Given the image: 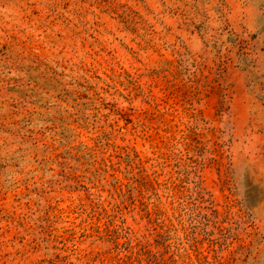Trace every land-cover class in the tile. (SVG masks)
<instances>
[{
  "label": "rangeland",
  "instance_id": "obj_1",
  "mask_svg": "<svg viewBox=\"0 0 264 264\" xmlns=\"http://www.w3.org/2000/svg\"><path fill=\"white\" fill-rule=\"evenodd\" d=\"M0 264H264V0H0Z\"/></svg>",
  "mask_w": 264,
  "mask_h": 264
}]
</instances>
